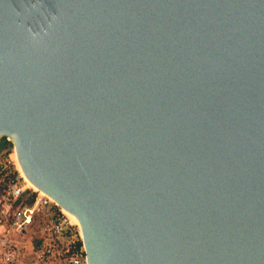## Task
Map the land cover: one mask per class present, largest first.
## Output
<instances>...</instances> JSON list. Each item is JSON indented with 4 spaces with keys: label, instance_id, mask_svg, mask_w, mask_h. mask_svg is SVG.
<instances>
[{
    "label": "water",
    "instance_id": "obj_1",
    "mask_svg": "<svg viewBox=\"0 0 264 264\" xmlns=\"http://www.w3.org/2000/svg\"><path fill=\"white\" fill-rule=\"evenodd\" d=\"M2 140L87 264H264V0H0Z\"/></svg>",
    "mask_w": 264,
    "mask_h": 264
},
{
    "label": "built area",
    "instance_id": "obj_2",
    "mask_svg": "<svg viewBox=\"0 0 264 264\" xmlns=\"http://www.w3.org/2000/svg\"><path fill=\"white\" fill-rule=\"evenodd\" d=\"M12 154V146L0 150V264H87L83 248L71 251L66 237L70 230L79 235V225L51 197L28 186ZM36 222L42 234L34 244Z\"/></svg>",
    "mask_w": 264,
    "mask_h": 264
},
{
    "label": "trees",
    "instance_id": "obj_3",
    "mask_svg": "<svg viewBox=\"0 0 264 264\" xmlns=\"http://www.w3.org/2000/svg\"><path fill=\"white\" fill-rule=\"evenodd\" d=\"M11 143L9 141L2 140L0 142V150L1 149H9L11 148ZM66 237L69 242L70 250L73 252H80L82 251V243L81 239L75 230H70L69 232L66 233Z\"/></svg>",
    "mask_w": 264,
    "mask_h": 264
},
{
    "label": "rangeland",
    "instance_id": "obj_4",
    "mask_svg": "<svg viewBox=\"0 0 264 264\" xmlns=\"http://www.w3.org/2000/svg\"><path fill=\"white\" fill-rule=\"evenodd\" d=\"M12 164H13V166L15 167L16 166V168H19L18 167V164L16 163V159H15V154H12ZM28 184V183H27ZM28 186H29V184H28ZM42 223L41 222H39V223H35V225L33 226V229H32V231H31V238L34 240L33 241V243L36 241V240H38L37 238H38V236L40 235V234H42ZM37 242V241H36ZM35 244V243H34Z\"/></svg>",
    "mask_w": 264,
    "mask_h": 264
},
{
    "label": "bare ground",
    "instance_id": "obj_5",
    "mask_svg": "<svg viewBox=\"0 0 264 264\" xmlns=\"http://www.w3.org/2000/svg\"><path fill=\"white\" fill-rule=\"evenodd\" d=\"M15 159H16V157H15ZM16 163H17V161H16ZM17 164H18V163H17ZM26 180H27V179H26ZM27 183L29 184V186L34 187V186H33L28 180H27ZM71 217H72V220H73L76 224L79 225L77 218H76L74 215H71Z\"/></svg>",
    "mask_w": 264,
    "mask_h": 264
},
{
    "label": "crops",
    "instance_id": "obj_6",
    "mask_svg": "<svg viewBox=\"0 0 264 264\" xmlns=\"http://www.w3.org/2000/svg\"><path fill=\"white\" fill-rule=\"evenodd\" d=\"M54 264H60V262H58V261H55V262H54Z\"/></svg>",
    "mask_w": 264,
    "mask_h": 264
}]
</instances>
